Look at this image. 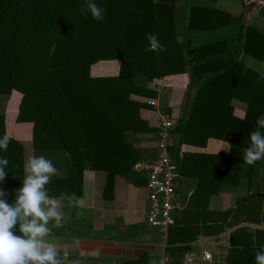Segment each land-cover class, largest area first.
Returning <instances> with one entry per match:
<instances>
[{"label":"trees","instance_id":"1","mask_svg":"<svg viewBox=\"0 0 264 264\" xmlns=\"http://www.w3.org/2000/svg\"><path fill=\"white\" fill-rule=\"evenodd\" d=\"M218 1L95 0L106 9L101 22L81 14L86 0H0V97L21 95L15 121L33 124L36 156L62 153L70 164V179L48 184L75 188L88 169L108 174L105 193L112 192L118 175L145 187L146 177L133 167L158 157V150L145 155L133 137L156 133L158 140L159 129L141 118L147 105L131 98L156 99L161 78L187 74L170 151L181 178L196 180L195 204L236 192L243 178L253 186L255 167L264 169V160L249 165L237 153L250 145L256 119L264 115V76L238 59L251 56L264 64V29L240 25L233 34L236 21L214 8ZM149 33L166 50L148 51ZM229 41H237V53L228 58ZM111 60L121 61L117 77H91L92 65ZM234 98L248 105L244 119L234 116ZM5 122L0 115V138L9 136ZM9 137L7 151L0 149V158L9 161L3 190L19 187L23 173V147ZM210 139L230 143L229 152H186L188 146L205 148ZM260 181L234 208L187 209L169 229L167 254L178 263L201 236L235 229L225 264H256V253L264 251V171ZM18 230L19 223L14 234ZM123 264H149V256Z\"/></svg>","mask_w":264,"mask_h":264},{"label":"crops","instance_id":"2","mask_svg":"<svg viewBox=\"0 0 264 264\" xmlns=\"http://www.w3.org/2000/svg\"><path fill=\"white\" fill-rule=\"evenodd\" d=\"M226 2L229 3L232 2V0H226ZM217 5L218 2L215 4L214 8L229 14L234 20L238 16L236 15L237 13H233V8L230 4L225 5V8H228L227 10L218 8ZM193 42L196 45V42ZM233 42L235 41H229V51L226 52V57L228 58L232 53L231 49ZM236 53L235 48L232 55H235ZM241 57L242 56L239 57V61L241 60ZM244 61L249 68L264 76V64L262 62L259 61L260 64L258 65L253 64L259 62L251 56H245ZM120 68L121 61L119 60L99 61L92 65L90 75L93 78L117 77L120 73ZM173 82H182L183 86L185 85L188 87L189 75H171L161 78V80L157 82L158 96L156 100H158V102L162 99L164 88L168 86L172 89ZM187 82L188 84H186ZM176 88L177 87L173 89V94L185 93L183 87ZM0 99V104L6 105V111L0 113V115H4L6 118L5 123L9 136H13L23 147V173L19 187L4 189L7 193L4 199L11 205L15 202L17 191L23 187V181L25 179V162L30 157L36 156L33 143V124H18L17 121H15L17 116V104L21 99L19 93L14 92L10 95H2ZM2 99H4L5 102L2 103ZM131 99L145 104L144 102L151 98L132 96ZM169 103L168 109L172 112V109L175 106V100L170 99ZM231 106L234 109L235 117L241 119L245 118L248 108V105L245 102L234 98L231 102ZM170 114L172 115V113ZM140 116L143 120L147 121L151 127L159 129V118L156 109L147 105V107H143L140 110ZM133 141L135 146L145 151V155H147L148 152L155 153L157 151L156 133L136 135L133 137ZM187 150L189 152H187ZM229 150L230 143L210 139L205 148L188 146L186 152L213 155L219 153L227 154ZM237 156L243 158V151L241 152L239 149ZM45 157L51 160L54 166L60 169L63 174L62 176H54L50 182H53L52 180H68L71 178L70 164L64 154L47 155ZM156 158L157 156L152 160H155ZM253 176V186L250 180L243 178L241 186L236 192L220 193V196L223 197L222 201L225 202L226 199L231 201L232 197L241 194L244 195L239 196V198H245L248 193L252 194V192L256 190L257 173ZM107 178L108 174L104 171L87 169L83 172L81 179H78V184L77 182L75 183V188L67 182L61 184L50 183L45 185L48 195H55V193L59 194L58 196L50 197L59 201V211L63 214L62 227H56L54 220L49 222L48 227L51 230L49 234V242L57 248L59 256L65 257V264H68V258H70L69 261L71 264H94L95 260H97L99 264H123L125 261L138 259L143 253L148 254L149 264H151V261L153 260L158 264V258L163 254H167L166 240L162 238V234L157 229L149 227L145 222L146 191L144 186L136 187L130 184L125 178L118 175L115 177L112 192L108 191L105 193ZM192 178L194 177H191L190 179L182 177V184L184 187L185 182V190L187 192L185 197L183 192L181 193L182 187H180V193L184 199L189 198L188 207L190 202H192V208L208 205L210 210L215 209L217 203H214L213 201L216 195L211 196L208 200L205 199L201 201L198 205L195 204L193 198H195L196 180ZM77 191L81 192V195L78 198L77 196L74 198L73 196L74 194H77ZM223 202L220 201L221 206L219 207L224 211V209L227 208H225ZM231 207H235V205L229 206L228 209ZM17 232L16 235H22L19 230ZM203 238L204 237L201 236L198 241L193 244L192 250L185 253L182 259L190 253H196V249L199 250L198 243L201 242ZM206 246L209 248L211 247L208 245ZM229 248L230 246L226 247L225 250L226 258L229 253ZM170 257L175 260L173 256ZM225 263L226 261L222 264Z\"/></svg>","mask_w":264,"mask_h":264},{"label":"clouds","instance_id":"3","mask_svg":"<svg viewBox=\"0 0 264 264\" xmlns=\"http://www.w3.org/2000/svg\"><path fill=\"white\" fill-rule=\"evenodd\" d=\"M21 7H29L22 4ZM91 14L96 21H104L106 9L95 0H86L81 14ZM148 51H164L155 34L146 36ZM257 128L250 133V145L243 149V160L249 165L264 158V115L257 117ZM10 137L0 138V149L7 151ZM227 149V148H225ZM9 161L0 158V182L8 172L5 168ZM25 179L23 187L17 191L13 204L4 197L7 193L0 189V264H65L57 248L49 242V222L54 220L56 227H62L63 214L59 211V201L50 197L45 188L54 176H62L60 169L45 156H32L24 164ZM71 199V198H69ZM19 223L22 235H16L13 229ZM256 264H264V251L255 255ZM156 264V261H151Z\"/></svg>","mask_w":264,"mask_h":264},{"label":"built area","instance_id":"4","mask_svg":"<svg viewBox=\"0 0 264 264\" xmlns=\"http://www.w3.org/2000/svg\"><path fill=\"white\" fill-rule=\"evenodd\" d=\"M158 100L147 99L144 103L158 110ZM159 134L156 141L158 157L152 161H138L133 170L146 177V216L145 222L157 229L164 240H167L169 229L176 225L182 212L188 208L189 198L184 199L178 187L181 181L177 164L172 157L170 148L175 144L174 131L177 120L171 115L160 116ZM196 253H190L176 263L173 258L163 254L158 258V264H220L216 260L211 247L198 243Z\"/></svg>","mask_w":264,"mask_h":264},{"label":"rangeland","instance_id":"5","mask_svg":"<svg viewBox=\"0 0 264 264\" xmlns=\"http://www.w3.org/2000/svg\"><path fill=\"white\" fill-rule=\"evenodd\" d=\"M226 4H230V6L233 8V10H232L233 13H237L236 15H238L236 17V19H235L236 26H233V30H234L233 34L237 35L238 27L240 25L244 26L245 28L246 27H251V26H256V27H258L260 29H264V0H232V2H229V3H227L226 0H219L217 7L227 10L228 8L227 7L225 8ZM236 42L237 41L232 43V49H231L232 53H231V55L233 54V50L236 48ZM244 58L245 57H241V60H244ZM253 64L258 65V64H260V62L259 63H253ZM186 84H188V82ZM173 85H172V89H171V87H168V86L164 88V91L162 92V99H161L160 102H157V107H158L157 116H158L159 120H160V116H164L165 115L164 111L168 108V106L170 104L169 103L170 99H174L175 100V104H174L175 106L172 109L173 110L171 112L172 115L171 114L170 115L175 120H177V119H179L181 117V115L183 113V107H184L183 106L184 105V100L183 99L185 97V93L184 94H173V89L175 87H177L176 89H178V87L179 88L183 87V89L186 92L187 87L185 85L183 86L182 82H176ZM171 90H172V92H171ZM4 99H7V98H4ZM4 99H2V103L5 102ZM0 105H1L0 106V113H4L6 111V105H2V104H0ZM187 152H189V151L187 150ZM262 159L264 160V158H262ZM256 166H257V167H255L256 170L259 171V174H257V180H256V183L258 185L260 179L262 178L264 169L261 168L259 163ZM178 187L179 188L182 187L181 193L183 192V195L185 197L187 192L185 190V182H184V187H183L182 179H181L180 182L178 181ZM195 190H196V188H195ZM218 195H219V197H218ZM242 195H244V194H241L239 196H242ZM239 196L232 197L231 201H228L226 199L225 202H223L222 201L223 197L220 196V194H217L214 197V201H213L214 203L215 202L217 203V206H215L216 210L215 209H213V210L214 211H223V210H221V207H219V206H221L220 205L221 204L220 201L223 202L225 208H227V209H224V211L228 210L229 206L236 205V201L239 198ZM248 196H252V194L248 193ZM191 204H192V202H190L188 208H192ZM231 208H234V207H231ZM211 249H212V252H213L215 258L218 257V258H216V260H218L220 262V264H222L223 262L226 261V257H225L226 246L214 245V246H211ZM196 251H199V250L196 249ZM60 258L63 259L64 262H65V257H61L60 256ZM68 259L70 260V258H68ZM69 260H68L67 263L71 264V262ZM89 264H93V263H89ZM94 264H99V262L97 260H95Z\"/></svg>","mask_w":264,"mask_h":264},{"label":"water","instance_id":"6","mask_svg":"<svg viewBox=\"0 0 264 264\" xmlns=\"http://www.w3.org/2000/svg\"><path fill=\"white\" fill-rule=\"evenodd\" d=\"M235 229L229 230L224 232L221 235L218 236H212V237H204L202 239V242L208 246H226L229 247V235L231 232H233Z\"/></svg>","mask_w":264,"mask_h":264}]
</instances>
